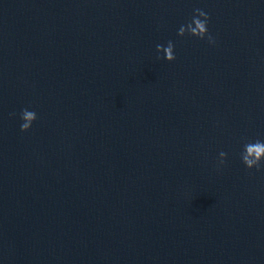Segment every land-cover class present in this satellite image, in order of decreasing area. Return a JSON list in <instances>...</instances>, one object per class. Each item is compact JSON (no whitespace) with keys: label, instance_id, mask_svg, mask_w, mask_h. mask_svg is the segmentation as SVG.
Here are the masks:
<instances>
[{"label":"water","instance_id":"obj_1","mask_svg":"<svg viewBox=\"0 0 264 264\" xmlns=\"http://www.w3.org/2000/svg\"><path fill=\"white\" fill-rule=\"evenodd\" d=\"M257 141L264 0H0V264H264Z\"/></svg>","mask_w":264,"mask_h":264},{"label":"clouds","instance_id":"obj_2","mask_svg":"<svg viewBox=\"0 0 264 264\" xmlns=\"http://www.w3.org/2000/svg\"><path fill=\"white\" fill-rule=\"evenodd\" d=\"M196 15L200 18L201 24L199 29L197 30L195 38L197 39H207L210 44H215L214 38L209 33V21L210 17L203 11L197 10ZM162 51V49H161ZM168 63H173L176 60L175 55V47L172 46L170 48V53L166 58H163ZM38 117L35 111H30L28 109H24L21 115V124H20V130L24 133H27L32 130L33 125L37 121ZM254 148H264V144H261L259 141H257L256 144L252 145ZM227 159L226 154L221 152L220 153V163L223 164L224 161ZM242 162L244 166L249 170H256L260 171L261 169H264V156L256 155H242L241 157Z\"/></svg>","mask_w":264,"mask_h":264}]
</instances>
